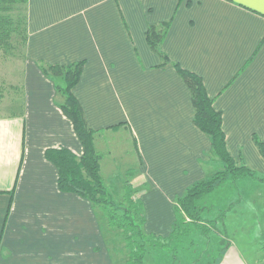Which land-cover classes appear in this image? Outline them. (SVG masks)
Instances as JSON below:
<instances>
[{
    "label": "crops",
    "instance_id": "1",
    "mask_svg": "<svg viewBox=\"0 0 264 264\" xmlns=\"http://www.w3.org/2000/svg\"><path fill=\"white\" fill-rule=\"evenodd\" d=\"M250 3L28 0L24 113L0 114V264H111L92 204L62 192L58 169L46 158L50 149L80 158L84 148L39 62H85L74 95L98 136L128 140L137 151L140 183L133 185L140 191L147 234L169 238L177 199L221 164L209 137L194 124L187 84L150 48V26L171 23L161 50L202 78L223 115L230 155L264 178V156L256 144L264 145V11L258 0L254 7ZM241 183H253V193L264 189V180ZM209 195L198 205L210 203ZM262 245L250 256L232 246L214 264H264Z\"/></svg>",
    "mask_w": 264,
    "mask_h": 264
},
{
    "label": "trees",
    "instance_id": "2",
    "mask_svg": "<svg viewBox=\"0 0 264 264\" xmlns=\"http://www.w3.org/2000/svg\"><path fill=\"white\" fill-rule=\"evenodd\" d=\"M27 2L28 0H0V50H4V54L7 55L11 52L15 53L19 49L22 60H24V49L27 43ZM170 25L169 22L150 26L147 32L148 44L152 51L162 58L163 65L174 66L187 84L195 108L194 124L209 137L212 143V156L224 166L225 173L196 183L177 199L174 206L176 221L173 233L169 238L156 237L145 232L146 217L143 202L140 197L135 201L132 200L135 191H137L134 185V188L127 187L128 202L132 209L115 208L114 200L104 185L101 176L100 156L94 146V137L98 131H94L88 126L84 111L73 92L80 82L85 62L69 66H50L43 62L38 63L43 74L54 83L57 94L56 103L66 117L72 121L74 130L84 148V154L80 158L67 149H50L46 152V158L58 169V183L62 192L74 193L88 200L92 204L95 215L96 206H102L106 228L118 229L122 232L125 254H127L121 264H145L150 244L160 243L166 247L186 235L191 229V224H201L197 202L214 192L222 184V181L227 179V176H230L233 181L246 178L264 180L245 162L239 164L230 155L223 130V115L214 108V100L208 96L202 78L172 62L161 50ZM57 98L64 99V102H60ZM256 144L264 156V145L258 140H256ZM133 209L136 210V217H132ZM136 221L139 222L138 225L135 223ZM200 230L204 235L209 233L207 226H202ZM112 263L118 264L115 259L112 260Z\"/></svg>",
    "mask_w": 264,
    "mask_h": 264
},
{
    "label": "rangeland",
    "instance_id": "3",
    "mask_svg": "<svg viewBox=\"0 0 264 264\" xmlns=\"http://www.w3.org/2000/svg\"><path fill=\"white\" fill-rule=\"evenodd\" d=\"M13 54L17 59L11 58ZM24 71L21 50L18 49L15 53L11 52L7 55L0 52V114L23 116ZM57 100L64 102V99L57 98ZM94 146L100 156L104 185L114 200L115 208L132 209L128 202L127 187L134 188L133 184L139 187L137 151H134L130 141L119 139L117 136H112L110 139L108 135L100 137L96 134ZM213 171L210 178L225 173L222 164ZM241 180L233 181L227 176V179L214 191L215 193L209 195L210 203L207 201L198 205V201L201 224H191V229L186 235L166 247L160 243L150 244L145 264H214L219 253L223 255L232 246H238L246 256H250V250L259 247L260 243L264 244V189L262 187L253 193L254 184L244 186ZM138 189L134 193L133 201L140 197ZM250 192L252 193L249 197ZM239 199L240 202H244L239 207H234L236 200ZM243 208L253 211L248 212L245 209L247 213L244 216L240 212ZM102 209V206H96V220L108 251V259L111 260V264L113 259L121 264L127 254H125L124 236L118 229L106 228ZM257 214L260 215L259 218ZM132 217H136L135 209ZM135 223L138 225L139 222ZM202 226L208 227V234L202 233L200 230ZM259 233L262 235H258ZM93 251L97 254L100 248L96 246Z\"/></svg>",
    "mask_w": 264,
    "mask_h": 264
},
{
    "label": "snow or ice",
    "instance_id": "4",
    "mask_svg": "<svg viewBox=\"0 0 264 264\" xmlns=\"http://www.w3.org/2000/svg\"><path fill=\"white\" fill-rule=\"evenodd\" d=\"M259 3V10L264 11V0H258ZM250 7L256 6V0H253V3L249 4Z\"/></svg>",
    "mask_w": 264,
    "mask_h": 264
}]
</instances>
